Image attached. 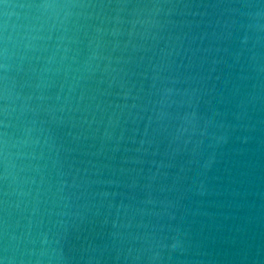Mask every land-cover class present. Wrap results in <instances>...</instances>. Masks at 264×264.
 Segmentation results:
<instances>
[{
    "label": "water",
    "instance_id": "water-1",
    "mask_svg": "<svg viewBox=\"0 0 264 264\" xmlns=\"http://www.w3.org/2000/svg\"><path fill=\"white\" fill-rule=\"evenodd\" d=\"M0 264H264V0H0Z\"/></svg>",
    "mask_w": 264,
    "mask_h": 264
}]
</instances>
